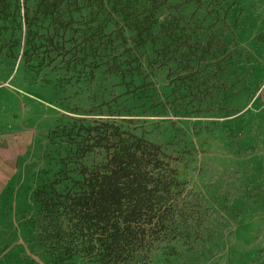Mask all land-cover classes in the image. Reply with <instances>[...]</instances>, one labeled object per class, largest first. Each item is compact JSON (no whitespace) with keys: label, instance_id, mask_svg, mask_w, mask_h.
<instances>
[{"label":"rangeland","instance_id":"rangeland-1","mask_svg":"<svg viewBox=\"0 0 264 264\" xmlns=\"http://www.w3.org/2000/svg\"><path fill=\"white\" fill-rule=\"evenodd\" d=\"M36 8L37 0H22L17 21L0 20V114L23 141L21 169L0 197V264H61L38 241L35 194L64 190L82 178L83 164L103 161L104 153L83 147L82 127L99 121L163 145L185 180L184 230L152 253L151 264H264V0H188L182 8L200 37L207 29L223 34L231 53L220 90L186 113L173 103L188 91H174L176 64L151 66L152 44L122 63L126 73L112 71L131 44L118 40L99 55L88 48L77 60L71 48L89 11L73 12L77 22L65 29L52 17L34 19Z\"/></svg>","mask_w":264,"mask_h":264},{"label":"trees","instance_id":"trees-1","mask_svg":"<svg viewBox=\"0 0 264 264\" xmlns=\"http://www.w3.org/2000/svg\"><path fill=\"white\" fill-rule=\"evenodd\" d=\"M188 0H37L34 19L52 17L64 27L77 22L73 12L89 11L82 21L83 34L75 38L72 55L79 59L88 48L126 47L117 56L127 59L111 66L122 71L129 59L138 60L147 44L153 45L151 66L165 67L174 61L175 89L188 90L173 103L188 111L220 90L218 75L231 60L230 44L223 34L207 29L204 38L181 10ZM22 0H0V20L17 21ZM66 8L68 10H66ZM167 11L163 20L159 15ZM174 10V12H173ZM70 14V15H69ZM69 16V17H68ZM27 21L31 18L24 13ZM112 26L110 31L107 27ZM79 31V29H76ZM54 44L55 37L48 38ZM97 44L95 47L94 45ZM116 56V57H117ZM136 68L131 65L132 70ZM197 103V104H196ZM179 111L178 109H175ZM85 128V152L105 154L90 168L83 164L82 178L64 190L42 187L35 196L37 238L57 263L80 257L86 264H151L152 253L170 247L183 228L181 197L185 180L163 145L115 122L99 121Z\"/></svg>","mask_w":264,"mask_h":264},{"label":"crops","instance_id":"crops-1","mask_svg":"<svg viewBox=\"0 0 264 264\" xmlns=\"http://www.w3.org/2000/svg\"><path fill=\"white\" fill-rule=\"evenodd\" d=\"M7 123L0 114V197L6 190L9 175L21 169L23 141L20 135L8 133Z\"/></svg>","mask_w":264,"mask_h":264}]
</instances>
